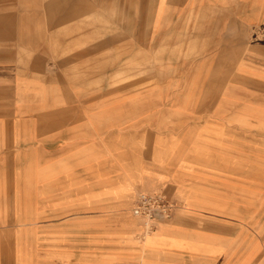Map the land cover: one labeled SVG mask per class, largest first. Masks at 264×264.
<instances>
[{
  "label": "rangeland",
  "instance_id": "obj_1",
  "mask_svg": "<svg viewBox=\"0 0 264 264\" xmlns=\"http://www.w3.org/2000/svg\"><path fill=\"white\" fill-rule=\"evenodd\" d=\"M151 7L0 0V264H134L139 192L207 247L166 264H264V0L246 43H220L242 15Z\"/></svg>",
  "mask_w": 264,
  "mask_h": 264
},
{
  "label": "crops",
  "instance_id": "obj_2",
  "mask_svg": "<svg viewBox=\"0 0 264 264\" xmlns=\"http://www.w3.org/2000/svg\"><path fill=\"white\" fill-rule=\"evenodd\" d=\"M263 0H152V11L149 13L154 17L153 19V27L152 29H158V22L159 19L157 16L160 17V23L166 21L167 17H178V16H187L191 14H200V15H208L211 14L215 17L213 28L210 30H226L228 31L227 23H223V27L221 24V16L232 17L243 16L245 17L242 21L236 23V31L239 32V37L234 35V38L228 40L224 39L220 43H246V39L248 36H245V32L250 31V25L252 23L253 11H252V4H258ZM211 6L212 8H209ZM139 9H140V0H139ZM216 20L218 22H216ZM161 28V27H159ZM219 28V29H217ZM235 30V28H233ZM236 33V32H235ZM244 39V40H241ZM138 169V166L136 167ZM140 172L133 173V177L131 180H127L121 187V192H125L128 195L132 190V181L139 180ZM210 191H199V189H191L188 191V195L191 201L200 203L201 200L208 201L211 196L207 195ZM131 194V193H130ZM139 217V216H137ZM141 218V217H140ZM136 219V218H135ZM133 218V220H128L130 226L127 225L129 228L128 233L131 230L135 231L139 227H143L145 229L144 220L137 221ZM143 224V225H142ZM133 227V228H132ZM148 229V227H147ZM181 227L172 226H164L160 225L157 229L150 230L148 229L144 234L143 239L138 243V252L136 261L133 262L134 264H166V255L174 249L177 248H191L193 251L205 253L207 247L203 245L202 242L196 241L193 235L190 236H181ZM124 237L127 235H123ZM112 259L108 261V263H114L118 256L112 254Z\"/></svg>",
  "mask_w": 264,
  "mask_h": 264
},
{
  "label": "built area",
  "instance_id": "obj_3",
  "mask_svg": "<svg viewBox=\"0 0 264 264\" xmlns=\"http://www.w3.org/2000/svg\"><path fill=\"white\" fill-rule=\"evenodd\" d=\"M173 207V202L160 193L139 192L133 209L137 216L145 218L146 225L151 229L156 220L169 216Z\"/></svg>",
  "mask_w": 264,
  "mask_h": 264
}]
</instances>
